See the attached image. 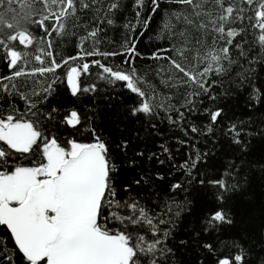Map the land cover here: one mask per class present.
Returning a JSON list of instances; mask_svg holds the SVG:
<instances>
[{"label": "snow or ice", "instance_id": "6c2138e0", "mask_svg": "<svg viewBox=\"0 0 264 264\" xmlns=\"http://www.w3.org/2000/svg\"><path fill=\"white\" fill-rule=\"evenodd\" d=\"M0 63V264H264V0H0Z\"/></svg>", "mask_w": 264, "mask_h": 264}, {"label": "trees", "instance_id": "16d2710c", "mask_svg": "<svg viewBox=\"0 0 264 264\" xmlns=\"http://www.w3.org/2000/svg\"><path fill=\"white\" fill-rule=\"evenodd\" d=\"M120 22H117V25L109 28L107 30V37L103 42L102 47H112L115 45L109 44V41H119L122 39V35H121V29L119 27ZM31 27V26H30ZM34 32L38 31L37 28H33L32 29ZM67 50H71V44H67L65 45ZM142 51L145 52V54H147L148 52V44L147 42H145L142 46ZM113 61L109 60V63H112ZM7 74V69L4 68L3 63H0V75H4ZM58 88L61 92H66V84L65 85H58ZM69 98H70V94ZM127 97H122V98H118L115 99L114 101H112L113 103V107L108 108L107 107V102H102L101 103V108L103 109L104 113H107V115H105L104 117V122L106 123V126L108 128V130L112 131L115 135L119 136L121 133L125 134V135H130V130L134 131L136 129H141V138H137V137H132L133 139V143H139L141 144V146L143 147V144L146 143V141H144L142 139L143 137V126L139 121H135V122H129L127 119H125L124 115H123V110L120 109L118 106L123 102V100H125ZM74 99V98H71ZM18 106L22 107V102L17 101L16 102ZM73 105L69 104L68 107L71 108ZM77 107H79V102H77ZM89 105H84L85 110H87V107ZM71 131V130H69ZM160 143L159 139H156L155 143H149L148 147L151 148L154 151H158V144ZM162 159L166 160V164L161 166L159 164H157L155 162V160H148L146 157L144 158V166L146 168H153V169H158V168H163L165 171L167 170L168 162L166 157L161 156ZM177 161H181V157L179 155H175V159L172 161V163H176ZM175 175H179V173H175ZM252 191H255L257 193H259L260 189L259 187L254 184L252 186Z\"/></svg>", "mask_w": 264, "mask_h": 264}]
</instances>
